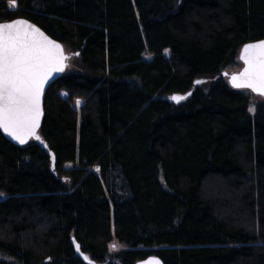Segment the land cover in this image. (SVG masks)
Wrapping results in <instances>:
<instances>
[{
  "label": "trees",
  "instance_id": "16d2710c",
  "mask_svg": "<svg viewBox=\"0 0 264 264\" xmlns=\"http://www.w3.org/2000/svg\"><path fill=\"white\" fill-rule=\"evenodd\" d=\"M16 17L78 68L39 140L0 129V264H264V96L223 74L264 0H0Z\"/></svg>",
  "mask_w": 264,
  "mask_h": 264
},
{
  "label": "snow or ice",
  "instance_id": "6c2138e0",
  "mask_svg": "<svg viewBox=\"0 0 264 264\" xmlns=\"http://www.w3.org/2000/svg\"><path fill=\"white\" fill-rule=\"evenodd\" d=\"M8 2L11 7L17 4V0ZM243 52L248 67L240 76L231 77L233 86L264 95V42L246 45ZM67 59L62 46L39 28L25 21L0 23V129L20 144L27 143L29 136L40 139L36 129L44 86L53 73L65 70ZM185 98L172 97L177 102Z\"/></svg>",
  "mask_w": 264,
  "mask_h": 264
},
{
  "label": "water",
  "instance_id": "95a60500",
  "mask_svg": "<svg viewBox=\"0 0 264 264\" xmlns=\"http://www.w3.org/2000/svg\"><path fill=\"white\" fill-rule=\"evenodd\" d=\"M15 21H25L27 22V24H30V25H33L35 26L36 28H39L41 32H43L49 39H51L52 41H54L55 43H58L62 46L63 50H64V54L68 57V54L66 53V49H65V45L62 41L54 38L53 36H51L44 28H42L40 25H38L36 22L32 21L31 19L27 18V17H16L14 19H10V20H5V21H0V23H11V22H15ZM259 42H264V37L262 38H259V39H254V40H250V41H247L246 43H244L239 51V59L242 63V66L239 70H234V71H223V74L227 77L228 79V82L229 84L233 86V83H232V80H231V77L232 76H240L241 73L244 72V69L246 67H248V65L245 63V53L243 52V49L246 45H250V44H256V43H259ZM65 65L67 66V60L64 61ZM66 69V67H65ZM65 71V70H64ZM63 72H58V73H53L52 74V78L48 81V83L44 86V90H43V95L41 97V109H42V116L40 117V121H39V127L36 129V135L39 136V130L41 128V125H42V121H43V117H44V101H45V96H46V93H47V90L48 88L50 87V85L56 81L63 73ZM236 88V87H234ZM237 89H248V88H237ZM250 90L252 93L256 94V95H260L258 94L257 92H254L252 91L251 89H248ZM173 96H182V95H177V94H173L171 96V100L172 101H175L172 99ZM260 96H264V95H260ZM177 102V101H176ZM2 133L7 137V139H9L11 142L13 143H16V144H19V145H25L27 144L32 138H35V136H29L27 138V143L25 144H20L17 140L13 139L12 136H10L8 133H6L3 129H1ZM43 146H46L45 143H43ZM72 241L77 249V245L78 242L75 240V238L73 237L72 238ZM77 252L85 259H87L84 255V253H82V251L80 250V245H79V250H77ZM155 261H159V264H164V262L162 261V259L156 255V254H151L149 255L148 257L146 258H143V259H140L138 261H136L134 264H154Z\"/></svg>",
  "mask_w": 264,
  "mask_h": 264
},
{
  "label": "rangeland",
  "instance_id": "374dc122",
  "mask_svg": "<svg viewBox=\"0 0 264 264\" xmlns=\"http://www.w3.org/2000/svg\"><path fill=\"white\" fill-rule=\"evenodd\" d=\"M12 8H14V7H12ZM67 63H69V64H67V66L69 65L68 70H69V69H70V70L73 69V65H75V66L78 68V66H77L76 63H75V59H73L72 56H71V57L68 56ZM67 66H66V68H67ZM240 68H241V67H240ZM240 68H238V69H236V70H239ZM62 95H63L64 97H66V96H67V93H66V92H62ZM259 98H260L259 96H255V99H259ZM77 101H80L79 104L76 103V106L78 107L82 102H81V100H77ZM114 248H116V246H115Z\"/></svg>",
  "mask_w": 264,
  "mask_h": 264
}]
</instances>
